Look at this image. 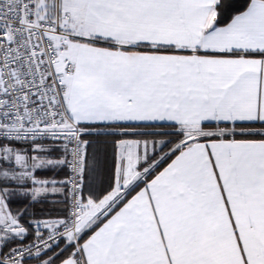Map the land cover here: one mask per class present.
Wrapping results in <instances>:
<instances>
[{"label": "snow or ice", "instance_id": "obj_1", "mask_svg": "<svg viewBox=\"0 0 264 264\" xmlns=\"http://www.w3.org/2000/svg\"><path fill=\"white\" fill-rule=\"evenodd\" d=\"M0 264H264V0H0Z\"/></svg>", "mask_w": 264, "mask_h": 264}]
</instances>
